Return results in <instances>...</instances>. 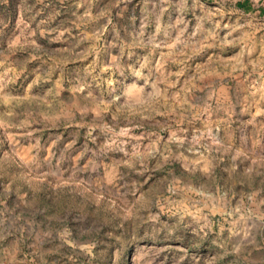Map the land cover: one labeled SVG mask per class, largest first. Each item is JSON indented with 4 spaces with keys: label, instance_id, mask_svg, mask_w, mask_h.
Segmentation results:
<instances>
[{
    "label": "rangeland",
    "instance_id": "1",
    "mask_svg": "<svg viewBox=\"0 0 264 264\" xmlns=\"http://www.w3.org/2000/svg\"><path fill=\"white\" fill-rule=\"evenodd\" d=\"M0 264H264V0H0Z\"/></svg>",
    "mask_w": 264,
    "mask_h": 264
}]
</instances>
